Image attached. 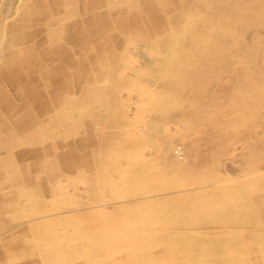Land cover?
<instances>
[{
	"label": "rangeland",
	"instance_id": "rangeland-1",
	"mask_svg": "<svg viewBox=\"0 0 264 264\" xmlns=\"http://www.w3.org/2000/svg\"><path fill=\"white\" fill-rule=\"evenodd\" d=\"M0 7V264H264V0Z\"/></svg>",
	"mask_w": 264,
	"mask_h": 264
},
{
	"label": "bare ground",
	"instance_id": "bare-ground-1",
	"mask_svg": "<svg viewBox=\"0 0 264 264\" xmlns=\"http://www.w3.org/2000/svg\"><path fill=\"white\" fill-rule=\"evenodd\" d=\"M6 1V0H5ZM15 1V0H14ZM19 2V1H18ZM17 2V3H18ZM114 2V1H113ZM18 5V4H17ZM13 7V6H12ZM1 8V7H0ZM6 11V10H5ZM17 11V6H14V10H13V13L15 14V12ZM3 15H4V12H3ZM10 17V16H9ZM4 18H2V20H3ZM63 19V18H62ZM1 19H0V21H2ZM5 20V19H4ZM3 20V21H4ZM15 20V19H14ZM16 22V21H15ZM2 27H3V24H2ZM13 27V26H12ZM13 29V28H12ZM3 31H5V30H3ZM6 32V31H5ZM4 35V34H3ZM5 37V36H4ZM4 37H3V39H4ZM2 39V38H1ZM8 40H9V38H8ZM0 41H2V40H0ZM13 41V39L12 40H10V42H12ZM15 41V40H14ZM10 46V45H9ZM1 51V50H0ZM127 53V52H126ZM261 54V53H260ZM4 52H0V59L2 58L3 59V57H4ZM41 55V54H40ZM39 56V55H38ZM48 56V55H47ZM53 56V55H52ZM16 58V57H15ZM26 57H24V59H25ZM2 59L0 60V62H2ZM17 59V58H16ZM41 60V59H40ZM48 61V60H47ZM54 61V60H53ZM126 61V60H125ZM44 63H47L48 64V62H44ZM24 65H27V64H24ZM29 65V64H28ZM44 65V64H43ZM42 65V66H43ZM30 66V65H29ZM49 66V65H48ZM2 67V66H1ZM13 67V66H12ZM40 67V66H39ZM18 68L20 69V67L18 66ZM21 68H22V66H21ZM22 70V69H21ZM34 70V69H33ZM32 70V71H33ZM80 70V69H79ZM262 70V69H261ZM14 71H16V70H14ZM19 71V70H18ZM24 71V70H23ZM30 71V70H29ZM89 71V70H88ZM87 71V72H88ZM37 72V71H36ZM31 73V72H30ZM25 75H26V73H25ZM24 75V76H25ZM39 76V75H38ZM50 76H52V75H50ZM86 76V75H85ZM26 77V76H25ZM34 77L35 76H33V79H34ZM5 78V77H4ZM6 78H9V76L8 77H6ZM24 78V77H23ZM45 78V77H44ZM45 79H47V78H45ZM99 79V78H98ZM48 80V79H47ZM20 81V80H19ZM19 81H18V83H19ZM27 81H29V80H27ZM40 81L41 82H43L44 83V81H42V80H39V78H38V82L40 83ZM108 81V80H107ZM36 82H37V80H36ZM57 82V81H56ZM106 82V81H105ZM2 83V85H3V82H1ZM43 83H41L42 85H43ZM49 83V82H48ZM104 83V82H103ZM9 84H11V83H9ZM32 84V83H31ZM30 84V85H31ZM34 84H36L35 82H34ZM82 84V83H81ZM80 84V85H81ZM1 85V84H0ZM22 85V84H21ZM33 85V84H32ZM37 85H39V84H36V86L35 87H37ZM27 86H29L28 84H27ZM26 86V87H27ZM48 86V84L46 85V87ZM19 87V86H18ZM25 87V86H24ZM32 87V86H31ZM39 87V86H38ZM51 87V86H50ZM67 87V86H66ZM81 87V86H80ZM138 87V86H137ZM16 88H17V86H16ZM23 88V87H22ZM41 88V87H40ZM141 88V87H140ZM26 89V88H25ZM139 89V88H138ZM29 90V89H28ZM61 90V89H60ZM140 90V89H139ZM3 91V90H2ZM1 91V92H2ZM18 91H19V89H18ZM23 90L21 89V92H22ZM26 91V90H25ZM32 91V90H31ZM62 91V90H61ZM135 91V90H134ZM141 91V90H140ZM15 93H16V91H14ZM20 92V91H19ZM49 92V91H48ZM101 92V91H100ZM45 93V92H44ZM51 93V92H50ZM85 93V92H84ZM1 94H3V93H1ZM5 94V93H4ZM3 94V95H4ZM7 94V93H6ZM5 94V95H6ZM10 94V93H9ZM8 94V95H9ZM52 94V93H51ZM64 94V93H63ZM62 94V95H63ZM67 94V93H66ZM83 94V93H82ZM5 95L3 96V98L5 97ZM27 95V94H26ZM32 95V94H31ZM49 95V94H48ZM151 95V94H150ZM1 96V95H0ZM16 96V95H15ZM22 96H24L23 94H22ZM52 96V95H51ZM49 97V96H48ZM64 97H65V95H64ZM1 98V97H0ZM26 98V97H25ZM35 98V97H34ZM50 98V97H49ZM87 98V97H86ZM5 99H7V98H5ZM41 99V98H40ZM103 99V98H102ZM11 100H13V99H11ZM25 100V99H24ZM34 100V99H33ZM61 100H62V98H61ZM65 100H66V98H65ZM168 100V99H167ZM14 101V100H13ZM23 101V100H22ZM36 101V100H35ZM63 101V100H62ZM104 101V100H103ZM1 102H3V101H1ZM67 102V101H66ZM85 102V101H84ZM16 103V102H15ZM19 103V102H18ZM4 104H6V103H4ZM20 104H22V103H20ZM24 104V103H23ZM38 104V103H37ZM62 104V103H61ZM64 104V103H63ZM66 104V103H65ZM64 104V105H65ZM107 104H109V103H107ZM35 105V104H34ZM0 106H1V104H0ZM21 106V105H20ZM28 106V105H27ZM36 106H38L39 107V105H36ZM5 107V106H4ZM60 107V106H59ZM59 107H57L58 109H59ZM110 107V106H109ZM8 108V107H7ZM10 108H13V107H10ZM21 108V107H20ZM19 107H18V109H20ZM25 108V107H24ZM23 108V109H24ZM17 109V110H18ZM27 109V108H26ZM22 110V109H21ZM29 110V109H28ZM53 110V109H52ZM55 110V109H54ZM53 110V111H54ZM7 111V110H6ZM25 111H27V110H25ZM41 110L39 109L37 112H40ZM53 111H52V113H53ZM81 111V110H80ZM4 112V111H3ZM8 112V111H7ZM47 112V111H46ZM25 113V112H24ZM44 113V112H43ZM11 114V113H10ZM14 114V113H13ZM19 114V113H18ZM51 114V113H50ZM16 115V114H15ZM23 115V114H22ZM25 115V114H24ZM28 115H29V113H28ZM28 115H26V116H28ZM35 115V114H34ZM38 115H39V113H38ZM47 115H49L48 113H47ZM1 116V115H0ZM6 116H8V115H6L5 113L3 114V118L5 119V123H0V128H3L4 127V125H7L8 123H9V120L8 119H6ZM21 116V115H20ZM30 116V115H29ZM44 116V115H43ZM50 116V115H49ZM55 116H57V114L55 115ZM19 117V116H18ZM17 117V118H18ZM36 117V116H35ZM40 117V116H39ZM46 117V116H45ZM48 117V116H47ZM51 117V116H50ZM54 117V116H53ZM53 117H52V119H53ZM1 118V117H0ZM22 118V117H21ZM10 119V118H9ZM20 119V118H19ZM24 119V118H23ZM22 119V120H23ZM42 119V118H41ZM6 120L8 121V123L6 124ZM13 120V119H12ZM14 120H15V118H14ZM49 120V119H48ZM49 122V124H50V122H53V121H48ZM11 123V122H10ZM10 123L8 124V125H10ZM16 123V122H15ZM12 124H13V121H12ZM11 124V125H12ZM44 124H45V122H44ZM47 124V125H46ZM45 124V126H49L48 125V123H46ZM10 125V126H11ZM51 126V125H50ZM62 126V125H61ZM44 127V126H43ZM23 128H24V126H23ZM48 128V127H47ZM51 128V127H50ZM8 129L10 130V134L11 135H13L14 134V131L16 130V129H14V128H12V127H8ZM42 129V128H41ZM7 130V129H6ZM9 130H7V131H9ZM44 130V128L42 129V131ZM47 130H49V129H47ZM33 131H34V129H33ZM51 131V130H50ZM5 131H3L2 133H4ZM37 132V131H36ZM6 133V132H5ZM32 133H35V132H32L31 131V134ZM42 133V132H41ZM37 134H39V132L37 133ZM4 135V134H3ZM48 135V134H47ZM5 136H7V135H5ZM33 136H35V134L33 135ZM41 136H43V135H41ZM52 136V135H51ZM1 137V136H0ZM18 137V136H17ZM36 137V136H35ZM14 138H16V137H14ZM24 138V137H23ZM43 138H44V136H43ZM4 139V138H3ZM21 139V138H20ZM24 139H26V138H24ZM45 139V138H44ZM47 139V138H46ZM48 139H50V137L48 138ZM2 140V139H1ZM0 140V142H2ZM12 140V139H11ZM15 141H17L16 139H14ZM40 140H42V139H40ZM14 141V142H15ZM44 141V140H43ZM55 141V140H54ZM12 143V144H15V143ZM29 142V141H28ZM21 143V142H20ZM35 143V142H34ZM17 144V143H16ZM15 144V145H16ZM22 144V143H21ZM29 145H30V143H28ZM32 145V144H31ZM35 145V144H34ZM166 145V144H165ZM172 145H174V144H172ZM177 145V144H176ZM16 147V146H15ZM14 147V148H15ZM165 147V146H164ZM10 150H11V148H10ZM22 151V153H23V149H21ZM167 151V150H166ZM165 151V152H166ZM170 151V150H169ZM17 152V151H16ZM173 153L176 155V157H181L180 159H183V156H184V152H183V149H182V147L181 146H175V147H173ZM21 154V153H20ZM12 155V154H11ZM166 155V153H164V156ZM13 156V155H12ZM26 156V155H25ZM22 157V156H21ZM20 157V158H21ZM259 160H260V158H259ZM177 161V160H176ZM184 161V160H183ZM179 164V163H178ZM182 164V163H181ZM223 182V181H222ZM232 183V185L234 184V182H231ZM231 183H229V185L231 184ZM250 183H251V181H250ZM250 183H248L249 184V187L252 185H250ZM237 184V183H236ZM239 184V183H238ZM247 184V183H246ZM260 184V183H259ZM213 185V184H212ZM242 185H244V183L242 184ZM53 186V185H52ZM208 186V185H207ZM236 186V185H235ZM239 186H240V184H239ZM263 186V185H262ZM56 187V186H55ZM62 187V186H61ZM202 187V186H201ZM64 188V187H63ZM245 188H247V186L245 187ZM258 188H260V187H258ZM66 189V188H65ZM215 189V188H214ZM216 189L217 190H219L217 187H216ZM195 190V189H194ZM201 190V189H200ZM200 190H195V191H200ZM206 189H204L203 190V192L205 191ZM213 190V189H212ZM220 190H222V189H220ZM223 190H225V189H223ZM258 190V189H257ZM184 193L185 192H187L186 190H182ZM189 191H191V190H189ZM193 192V193H197V192ZM215 191V190H214ZM226 191V190H225ZM248 191V190H247ZM250 191H251V189H250ZM253 191V190H252ZM202 192V191H201ZM242 192H245V191H242ZM256 192V191H255ZM31 193V192H30ZM166 193V192H165ZM184 193H182V194H179V193H175V196L173 195L172 197H168V198H165L164 199V201H168V202H172V201H174V202H181V203H183V202H187L188 200L189 201H191L192 199H189L188 197L189 196H187L186 194H184ZM223 193V192H222ZM177 194V195H176ZM189 194H192V192L191 193H189ZM198 194V193H197ZM246 194H248L247 192H246ZM59 195V194H58ZM166 195V194H165ZM171 195H172V193H171ZM228 195V194H227ZM232 195V194H231ZM230 195V196H231ZM255 195V194H254ZM37 196V195H36ZM149 196H150V194H149ZM167 196V195H166ZM220 196H222V194L220 195ZM229 196V195H228ZM244 196H246V195H244ZM263 196V195H262ZM234 197V196H233ZM238 197V196H237ZM248 197H249V195H248ZM57 198V197H56ZM142 198V197H141ZM153 198V197H152ZM157 198V197H156ZM241 198V197H240ZM246 199H247V197H245ZM245 198H243V199H245ZM258 199V198H257ZM262 199H264V196H263V198ZM143 200H145V199H143ZM149 200V199H148ZM170 200V201H169ZM249 200H250V197H249ZM254 200V199H253ZM260 200V199H259ZM124 201V200H123ZM155 201H163V200H155ZM217 201V200H216ZM219 201V200H218ZM238 201V200H237ZM246 201V203H242V204H240V206L238 207V210H240V212H242L243 214L241 215V216H244V218H250V219H255V217L257 218V214L259 213V211H257V206L255 205V204H258V203H255V204H251V202L250 201H248V200H245ZM244 201V202H245ZM262 200H260V202H261ZM50 202V201H49ZM122 202V201H121ZM117 203V202H116ZM120 203V202H119ZM216 203V202H215ZM222 204V203H221ZM226 204V203H225ZM225 204H222V207H223V205H225ZM117 205H118V203H117ZM235 205V204H234ZM121 206V205H120ZM127 205H125V207H126ZM194 206V205H193ZM213 205H211V207H212ZM226 206V205H225ZM227 206H229V204L227 205ZM261 206V205H260ZM98 207V206H97ZM101 207V206H100ZM233 207H236V206H233ZM117 208V207H116ZM121 207H119L118 209H120ZM124 208V205H122V208L121 209H123ZM127 208V207H126ZM193 208H196V209H198V210H200V212L202 213L203 212V206L200 204V201L198 200V205H195ZM207 207H205L204 209H206ZM212 208H214V210L216 211L217 209H218V207L216 206V205H214ZM227 208V207H226ZM32 209V208H31ZM224 209H225V207H224ZM259 209V208H258ZM260 209H261V207H260ZM192 210H194V209H192ZM209 210H210V208H209ZM222 210L223 209H220V211L222 212ZM206 211H208V210H206ZM212 211H213V209H212ZM219 211V210H218ZM224 212H225V214L226 215H238V214H235L234 212H231V214H228V212H226V211H228V209H225V210H223ZM92 212V211H91ZM210 212H211V210H210ZM217 212V211H216ZM239 212V211H238ZM190 213V212H189ZM204 213H205V211H204ZM207 213V212H206ZM219 213V212H218ZM218 213H215V214H218ZM223 213V212H222ZM222 213H221V215H222ZM96 214H98V212L96 213ZM200 214V213H199ZM198 214V215H199ZM262 214H264V213H262ZM50 215V214H49ZM55 215V214H54ZM191 216H192V214H190ZM193 215H194V213H193ZM53 216V215H52ZM203 216V215H202ZM239 216V215H238ZM248 216V217H247ZM264 216V215H263ZM39 217V216H38ZM48 217V216H47ZM262 217V216H261ZM46 218V217H45ZM214 218V217H213ZM225 218H227V217H225ZM224 218V220H226ZM235 218V217H234ZM32 219V218H31ZM38 219V218H37ZM42 219H43V217H42ZM216 220L218 219V217H216L215 218ZM28 220V219H27ZM47 220V219H46ZM256 220V219H255ZM228 221V220H227ZM37 222V221H36ZM221 222V221H220ZM224 222V221H223ZM223 222H221L222 224H223ZM226 222V221H225ZM238 222V221H237ZM258 222H259V220H258ZM216 223V222H215ZM28 225H29V223H27ZM218 224H219V221H218ZM256 224H257V220H256ZM260 224V223H259ZM35 225V224H34ZM213 225H215V224H213ZM217 225V224H216ZM264 225V224H263ZM255 226V225H254ZM34 227V226H33ZM253 227V226H252ZM239 228V227H238ZM238 228H236V229H238ZM244 228H246V227H244ZM244 228H243V230H244ZM254 228V227H253ZM256 228H258V226L256 227ZM255 228V230L254 231H256L257 229ZM234 229V228H233ZM246 229H248V228H246ZM251 229V228H250ZM249 229V230H250ZM30 230V229H29ZM240 230V229H239ZM243 230H241V231H243ZM121 232L120 233H129V232H126V231H122V230H120ZM191 231V230H190ZM196 231V230H195ZM197 231H198V229H197ZM200 231H202V229L200 230ZM199 231V232H200ZM214 231V230H213ZM264 231V230H263ZM35 232V231H34ZM58 232V231H57ZM150 232V231H149ZM245 232V231H244ZM250 232V231H249ZM252 232V231H251ZM257 232V231H256ZM23 233V232H22ZM22 233H20V234H22ZM142 233V232H141ZM258 233H260V232H258ZM258 233H257V235H258ZM56 234V233H55ZM144 234V236L146 235V233H143ZM199 234V233H198ZM230 234V233H229ZM241 234V233H240ZM250 234V233H249ZM254 234H256L255 232H254ZM16 235H18V234H16ZM31 235V234H30ZM33 235V234H32ZM185 235V234H184ZM252 235V234H251ZM257 235H255V236H257ZM128 236V235H127ZM204 236V235H203ZM254 236V235H253ZM76 237V236H75ZM31 238V237H30ZM81 238H83L82 236H81ZM88 238V237H87ZM240 238H242V237H240ZM255 238V237H254ZM260 238V237H259ZM74 239V238H73ZM78 239H80V238H78ZM262 239V238H261ZM31 240V239H30ZM57 240V239H56ZM64 240V239H63ZM77 240V239H76ZM81 240V239H80ZM80 240L78 241V242H80ZM88 240H89V238H88ZM87 240V241H88ZM251 240H252V238H251ZM255 240V239H254ZM62 241V240H61ZM82 241V240H81ZM85 241V240H84ZM246 241V240H245ZM29 242V241H28ZM71 242H72V240H71ZM91 242V241H90ZM168 242H170V241H168ZM254 241H252V243H253ZM258 242V241H257ZM58 243V242H57ZM60 243V242H59ZM63 243V242H62ZM73 243H74V241H73ZM86 243V242H85ZM81 244V243H80ZM89 244V243H88ZM254 244V243H253ZM68 244L66 243V246H67ZM75 245V244H74ZM81 247H83V246H81ZM87 247V246H86ZM71 248V247H70ZM84 249V248H83ZM130 249L132 250V251H134V253H133V255H132V258H139V254H138V251H139V253H140V250H139V247L138 246H132V247H130ZM140 249H141V247H140ZM143 249V248H142ZM171 251V250H170ZM233 253V252H232ZM173 254H175V253H173ZM172 254V256H174ZM77 255H79V254H77ZM170 255V254H169ZM176 255V254H175ZM179 255V254H178ZM177 255V256H178ZM171 256V255H170ZM180 256H182L181 254H180ZM129 257V256H128ZM129 260V259H128ZM135 261H136V259H134ZM125 261V260H124ZM134 263H136V262H134ZM139 263V262H138ZM153 263V262H152ZM252 263V262H251ZM140 264V263H139ZM248 264H250V263H248Z\"/></svg>",
	"mask_w": 264,
	"mask_h": 264
}]
</instances>
